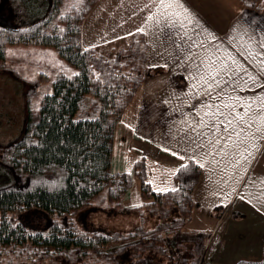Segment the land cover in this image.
I'll list each match as a JSON object with an SVG mask.
<instances>
[{
  "label": "trees",
  "instance_id": "trees-1",
  "mask_svg": "<svg viewBox=\"0 0 264 264\" xmlns=\"http://www.w3.org/2000/svg\"><path fill=\"white\" fill-rule=\"evenodd\" d=\"M97 1L66 9L68 0H0V60L8 43H35L54 46L77 69L58 74L21 135L0 145V264L14 257L29 264H199L203 246L182 228L194 211L201 165L182 162L177 186L168 190L150 185L143 157L131 173L114 165L125 108L145 79L164 69L148 64L143 31L115 56L83 46L82 23ZM241 1L264 12L261 0ZM134 176L146 203L162 213L155 227L90 232L78 225L76 213L104 190L109 205L122 204ZM236 264H264V250L262 258Z\"/></svg>",
  "mask_w": 264,
  "mask_h": 264
},
{
  "label": "crops",
  "instance_id": "crops-1",
  "mask_svg": "<svg viewBox=\"0 0 264 264\" xmlns=\"http://www.w3.org/2000/svg\"><path fill=\"white\" fill-rule=\"evenodd\" d=\"M99 1L92 7L82 23L83 46L96 49L104 55L113 56L118 51V47L127 46L131 42L137 28H143L148 42V64L164 69L158 74L150 76L140 87L142 91L140 112L136 118L137 125L132 130V140L134 143L143 141L144 144L155 149L154 151L149 149L147 151L150 152L143 153L146 162L152 165L156 160L155 157L160 159L161 156H169V163L168 160L165 162L169 164L170 176L172 173L171 177L175 180L170 179V187L175 188L177 186V181L174 178L175 170L185 160L192 159V153L186 151V145L180 137L183 130H186L185 121L189 127L192 126L189 119V116H192L191 104L196 103L198 98L189 103H184V101L186 97L192 95L188 86L193 81L189 79L188 72L183 68L182 57L176 54L168 40L160 37L149 26L148 15L145 16L142 24L134 29V32L130 31L122 37V41L118 37L106 41L102 39L95 42L89 40L88 20ZM182 3L188 9L189 18L195 22L193 27H198L205 38L210 39L214 35L223 41L226 34H231L232 26L238 21L241 24L246 23L255 27L258 32L264 30L263 13L241 8L233 16L232 0H182ZM153 10L152 8L151 11ZM260 34L264 35V32H260ZM125 38L127 40L123 41ZM180 108L184 110L185 116L183 117L178 111ZM192 118L195 117L192 116ZM116 148L114 140V165L118 155L120 159L115 167L118 164L123 166L126 160L121 154L116 153ZM249 151L251 155L242 152L240 156H236L234 153H230L227 157L217 156L218 161L223 160L222 164L210 163L197 154L202 173L192 194L194 211L184 229L196 232L209 225L211 233L207 242L210 239L214 241L218 235L217 229L222 228L224 218L229 219L225 230H222V234L217 236L216 242H218L213 247V251L208 253L210 256L208 261L204 263L205 256L202 254L199 264H209L211 261H216V264H219L220 260L236 264L241 259L256 260L263 256L264 139H260L255 149H249ZM140 153L142 154V152ZM122 166L117 168H124ZM195 218L198 226L190 227ZM229 236L230 238H228Z\"/></svg>",
  "mask_w": 264,
  "mask_h": 264
},
{
  "label": "rangeland",
  "instance_id": "rangeland-1",
  "mask_svg": "<svg viewBox=\"0 0 264 264\" xmlns=\"http://www.w3.org/2000/svg\"><path fill=\"white\" fill-rule=\"evenodd\" d=\"M261 2L264 4V0H261ZM232 3L233 16H235L241 8H244V5L241 0H232ZM76 4L77 0H68L66 9L74 7ZM152 8L153 6L149 3V0H100L88 20L87 30L90 34L88 38L95 42L99 39L106 41L107 39L118 37L122 41V37L130 31L134 32V29L142 24L143 19ZM262 13L264 14V12ZM126 40L125 38L123 41ZM124 47L126 46L118 47L117 49L119 51ZM76 71V67L61 56L54 46L22 42L8 43L6 45L5 58L0 60V145L6 144L21 135L26 120L30 115L33 114L34 116L36 114L44 93L52 91L53 80L58 74L65 73L71 75ZM140 87L141 85L125 108L122 118L115 129V144L117 146L115 151L126 160L123 166L118 164L117 167L122 166L124 168L120 169L129 173L132 172L133 163L138 158H145L143 153L155 150L153 147L144 144L143 141H135L134 143L132 140V130L137 125L136 118L140 112L142 93ZM261 90L264 89L254 86L249 91L258 92ZM149 149L150 151H147ZM168 157L161 156L160 159L155 157L156 160L153 165L146 162L147 181L153 188L160 190L173 188L170 187L171 180H175L171 177L172 173L170 176ZM119 159L117 155L115 165ZM166 160H168V163L165 162ZM141 184L142 179L134 176L130 196L119 206L108 204L104 190L102 194L94 198L90 205L76 213L75 219L78 225L90 232H127L139 227L145 229L155 227L161 221L162 213L152 208L149 203H146L150 199L145 198L142 194ZM160 209L166 208L162 206ZM171 218H173L172 215L170 220ZM196 220L195 218L190 227L195 228L198 226ZM210 221L212 222L211 219ZM228 223L229 219L225 217L221 225L222 228H218L216 233L221 235L222 230H225ZM187 232L184 233L191 239H197L195 241L197 246H203L204 252L202 254L205 256L204 263H206L210 257L208 253L213 251V247L218 242H216L218 235L214 241L210 239L207 242L211 233L209 225L204 226L200 231L188 232V234ZM222 262L223 260H220L219 264H230ZM29 263L28 261H21L18 257H14L12 264ZM45 264L53 263L45 262ZM209 264H216V261H211Z\"/></svg>",
  "mask_w": 264,
  "mask_h": 264
},
{
  "label": "snow or ice",
  "instance_id": "snow-or-ice-1",
  "mask_svg": "<svg viewBox=\"0 0 264 264\" xmlns=\"http://www.w3.org/2000/svg\"><path fill=\"white\" fill-rule=\"evenodd\" d=\"M149 3L154 10L147 13V23L182 57L193 81L188 86L192 95L184 103L198 98L191 104L192 126L185 121L180 137L186 151L197 163L199 154L213 164L223 163L217 156L251 155L249 149L264 139V90L249 91L254 86L264 89V30L238 21L223 41L214 35L209 39L193 27L182 0ZM178 111L185 116L182 108Z\"/></svg>",
  "mask_w": 264,
  "mask_h": 264
}]
</instances>
